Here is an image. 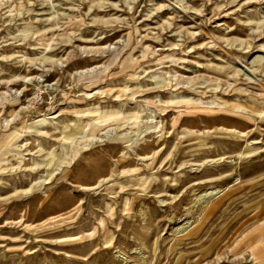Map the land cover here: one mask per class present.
<instances>
[{
  "label": "rangeland",
  "instance_id": "rangeland-1",
  "mask_svg": "<svg viewBox=\"0 0 264 264\" xmlns=\"http://www.w3.org/2000/svg\"><path fill=\"white\" fill-rule=\"evenodd\" d=\"M262 218L264 0H0V264H264Z\"/></svg>",
  "mask_w": 264,
  "mask_h": 264
},
{
  "label": "crops",
  "instance_id": "crops-1",
  "mask_svg": "<svg viewBox=\"0 0 264 264\" xmlns=\"http://www.w3.org/2000/svg\"><path fill=\"white\" fill-rule=\"evenodd\" d=\"M247 234H249V237L251 240L252 239H255V240L264 239V218H262V221L260 223H258L256 226H254L253 228H251L250 231H248L244 236H246ZM252 254L255 256V254L253 252H252ZM262 256L264 257V254L262 251H260L259 257L263 258ZM262 261L264 262V258L262 259Z\"/></svg>",
  "mask_w": 264,
  "mask_h": 264
},
{
  "label": "bare ground",
  "instance_id": "bare-ground-1",
  "mask_svg": "<svg viewBox=\"0 0 264 264\" xmlns=\"http://www.w3.org/2000/svg\"><path fill=\"white\" fill-rule=\"evenodd\" d=\"M220 192H221V190H213V191H211L209 193H204L201 196V198L198 197V199L195 202H196V204H197V202H199L200 204L204 203V202L209 201L210 199L214 198ZM255 259H256L255 256L252 254V261H255Z\"/></svg>",
  "mask_w": 264,
  "mask_h": 264
}]
</instances>
